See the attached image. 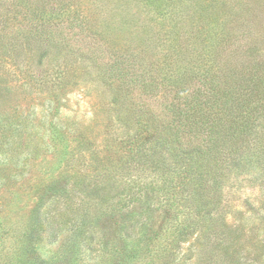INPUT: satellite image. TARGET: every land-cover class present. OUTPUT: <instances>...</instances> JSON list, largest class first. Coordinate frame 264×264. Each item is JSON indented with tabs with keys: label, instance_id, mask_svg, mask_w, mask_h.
<instances>
[{
	"label": "rangeland",
	"instance_id": "rangeland-1",
	"mask_svg": "<svg viewBox=\"0 0 264 264\" xmlns=\"http://www.w3.org/2000/svg\"><path fill=\"white\" fill-rule=\"evenodd\" d=\"M77 1L101 21L126 25L111 42L118 55L148 62L171 24L192 21L212 2ZM213 1L219 15L226 3L229 32L257 19L264 29V0ZM75 32L84 45L112 48L109 38ZM260 46L264 57V38ZM111 100L87 56L73 48L0 55V264L194 263L196 235L184 242L174 234L187 219L182 194L167 207V172L154 168L150 144L136 142L124 109ZM220 197L226 222L245 230L240 255L264 264L263 181L230 180Z\"/></svg>",
	"mask_w": 264,
	"mask_h": 264
},
{
	"label": "trees",
	"instance_id": "trees-1",
	"mask_svg": "<svg viewBox=\"0 0 264 264\" xmlns=\"http://www.w3.org/2000/svg\"><path fill=\"white\" fill-rule=\"evenodd\" d=\"M216 4L202 5L192 21L171 24L148 62L128 52L118 55L111 42L126 25L101 21L84 2L0 0V55L36 48L63 54L73 48L87 56L111 90L112 104L124 109L135 128L136 142H148L154 168L167 172V207L182 194L187 219L174 234L184 242L196 235L193 264H254L240 255L247 252L245 230L226 222L220 190L242 178L264 183V29L257 19L246 26L251 32L242 23L229 32L226 3L220 15L213 12ZM76 28L109 38L112 48L73 40Z\"/></svg>",
	"mask_w": 264,
	"mask_h": 264
}]
</instances>
